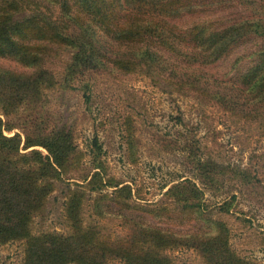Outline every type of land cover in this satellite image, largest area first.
Listing matches in <instances>:
<instances>
[{
    "label": "trees",
    "instance_id": "1",
    "mask_svg": "<svg viewBox=\"0 0 264 264\" xmlns=\"http://www.w3.org/2000/svg\"><path fill=\"white\" fill-rule=\"evenodd\" d=\"M237 7L241 15L226 14ZM203 14L218 16L179 25ZM252 39L258 40L254 48L232 62L249 64L240 72L224 78L204 70ZM56 48L68 53L59 79L44 66ZM0 60L8 61L0 63V244L21 241V264H171L167 251L180 247L192 249L204 264H249L230 248L225 223L205 210L192 182L167 189L180 212L199 223L196 230L180 231L147 223L140 211L155 217L154 208L135 203L127 184L104 178L95 137L89 167L72 176L82 152L68 127L46 123L43 91L68 87L84 71L136 70L161 77L177 92L259 118L264 127V0H0ZM194 169L206 187L224 173L211 158L195 160ZM69 179L67 232L32 234L30 223L54 183ZM92 192L94 214L117 219L122 236L109 239L84 221Z\"/></svg>",
    "mask_w": 264,
    "mask_h": 264
},
{
    "label": "rangeland",
    "instance_id": "2",
    "mask_svg": "<svg viewBox=\"0 0 264 264\" xmlns=\"http://www.w3.org/2000/svg\"><path fill=\"white\" fill-rule=\"evenodd\" d=\"M231 12L242 14L238 7L226 14ZM217 16L203 14L179 25ZM256 43L258 40L252 39L204 70L224 78L237 69L240 72L249 64H232L233 60L248 53ZM67 57L61 48L53 49L44 66L59 79ZM9 65L18 68L17 64ZM59 86L43 91L46 123L63 124L72 131L82 152L81 165L72 176L79 174L80 168L86 171L89 167L87 152L95 137L101 148L104 178L127 184L135 203L156 211L155 217L140 211L147 223L180 231L196 230L199 223L192 215L180 212L167 193L174 183L192 182L201 192L205 210L225 223L227 242L235 254L249 264H264V127L259 118L224 110L191 91L177 92L161 77L136 70L128 74L84 71L70 86ZM204 158H211L224 169L207 187L199 182L194 169L195 160ZM71 181L54 183L43 211L30 223L32 234L67 232L63 206ZM95 196L92 192L84 202V221L95 223L100 234L109 239L122 236L124 229L117 219L94 214ZM167 254L171 264H204L189 248L168 250ZM22 256L21 241L0 244V264H21ZM108 264L121 263L114 259Z\"/></svg>",
    "mask_w": 264,
    "mask_h": 264
}]
</instances>
